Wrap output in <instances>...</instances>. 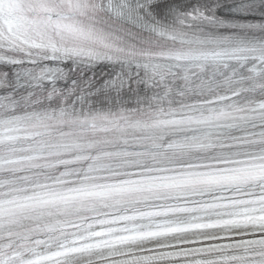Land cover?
Masks as SVG:
<instances>
[{
	"label": "snow or ice",
	"instance_id": "obj_1",
	"mask_svg": "<svg viewBox=\"0 0 264 264\" xmlns=\"http://www.w3.org/2000/svg\"><path fill=\"white\" fill-rule=\"evenodd\" d=\"M0 264H264V0H0Z\"/></svg>",
	"mask_w": 264,
	"mask_h": 264
}]
</instances>
